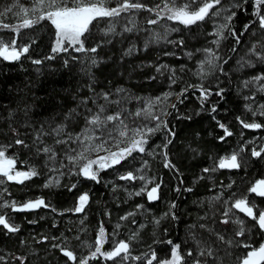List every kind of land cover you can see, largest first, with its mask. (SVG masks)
I'll return each instance as SVG.
<instances>
[{
    "label": "trees",
    "instance_id": "trees-1",
    "mask_svg": "<svg viewBox=\"0 0 264 264\" xmlns=\"http://www.w3.org/2000/svg\"><path fill=\"white\" fill-rule=\"evenodd\" d=\"M138 2L152 8L157 4L163 6L164 0ZM187 2L190 0H176L177 6ZM238 2L242 0H222L226 7ZM13 3L15 0H0V12ZM19 3L28 5L29 0H19ZM17 11L13 8L12 13L0 16V24L22 23L15 14ZM232 11L236 15L219 46L212 43L218 39L212 33L218 25L227 23L223 17L230 13L226 11L220 17L206 18L189 26L166 18L159 19L157 24H148V19L158 18L147 10L122 13L114 22L115 32L108 35L103 30L112 21L106 18L99 23L93 21L94 26L86 34L85 47H96L95 53H77L70 46L67 52L53 53L55 29L47 21L22 29L18 34L0 31V37L5 40L16 37L17 49L28 47V52L18 61L0 58V146H7L6 156L16 159V171L37 173L23 183L0 177L4 181L0 183V205L15 202L21 206L35 200L44 201V206L27 211L0 208V214L19 226L15 233H8L0 226V257L4 258L0 264H21L18 257L23 258V264H79L80 258L90 257L91 250L86 245L94 244L101 226L107 237L102 251L111 250L115 242L125 241L129 242L131 255L143 256L155 250L160 259L170 258L171 245L160 243L167 240L179 244L182 255L189 250L195 255L196 240L210 242L218 250L216 264H238L237 257L251 250L222 244L216 235L200 228L201 224L220 233L225 240L245 241L255 248L264 244V232L258 226L243 237H235L234 224L220 223L226 207L230 208L235 199L243 196L254 205L257 215L264 211V198L248 191L256 181L264 180V153L261 157L251 155L252 149L260 150L264 146V115H261L264 92L258 90L264 81L247 87L244 83L264 74V63L247 55L253 44L264 43V36L257 27L258 22L253 23L251 0L243 8ZM245 25H250L247 32ZM125 27L132 30L124 31ZM232 31L236 36L230 34ZM205 49H211L219 57L211 66L203 63L207 56ZM50 56L54 58L48 59ZM92 57L98 61L95 66L91 65ZM33 60L41 63L35 64ZM245 60L253 61L255 66H248ZM191 86H202L210 94L204 99L198 87ZM118 89L124 91L118 93ZM103 93H108L110 100L126 98L120 106L108 104L106 114L123 110V117H127L126 123L131 127L143 124L154 127L160 121L168 127H161L147 137L144 153L133 152L120 164L100 170L99 182H96L77 175L78 167L69 164L67 159L68 155H77L84 145L71 140L67 144L56 143L57 139L67 140V135H43L42 143L35 138L41 129L51 133L60 125L73 137L86 128H93L85 117L98 111L97 103H106L99 99ZM157 98L159 102L153 104L151 112L160 121L129 116L147 108ZM241 121L262 127L245 128ZM169 130L175 133L174 137L167 136ZM95 135L99 136L100 132ZM167 138L172 143L165 148ZM16 139L23 140L27 147L15 144ZM117 139L123 140L120 148L129 143L128 139ZM46 146L53 149L54 159H50L53 153L42 151ZM106 147L118 151L115 143ZM165 153L174 168L164 167ZM232 154H238L241 167L219 170V161ZM106 155L108 152L104 150L87 152L90 159ZM205 168L216 170L205 172ZM129 172L145 179H120ZM145 185L146 191L159 186L157 201H149L146 191L135 194ZM83 194L89 199L83 211L77 213L74 209ZM217 196L220 198L214 200ZM171 204L176 205L171 209L175 219L172 215L165 216ZM232 214L243 219L248 227L255 223L237 209H232ZM61 248L73 251L77 260L65 257ZM213 259L209 258V264ZM191 262L192 257L185 258V264ZM88 264H115V261L98 254ZM127 264H145V261L129 260Z\"/></svg>",
    "mask_w": 264,
    "mask_h": 264
},
{
    "label": "snow or ice",
    "instance_id": "snow-or-ice-1",
    "mask_svg": "<svg viewBox=\"0 0 264 264\" xmlns=\"http://www.w3.org/2000/svg\"><path fill=\"white\" fill-rule=\"evenodd\" d=\"M113 2H115L116 6L110 7L109 5H111ZM251 2L253 3V14L255 16L253 23L258 22L257 27L259 30H261V35L264 36V0H251ZM246 3H249V0H242V2L233 3L226 7L222 4V0H190V2L177 6L176 0H164L163 6L157 4L154 7L149 8L148 6L138 2V0H29L28 5H21L19 0H15V3L6 7L2 12H0V16H4L7 13H12L13 8H17L18 11L15 14L22 20V23L18 25H9L8 23L0 24V31L10 30L15 34H18L22 29L31 28L34 25L40 24L42 21H47L50 22V24L55 29V46L51 48L53 53L67 52L69 46L74 52L77 53H95L97 51L96 47H85V42L88 38L86 34L90 33V26H94L93 21L99 23L101 19L105 18L112 21V23H108V26L103 30L104 35H108L115 32L114 22L117 17H121L122 13L147 10L149 12L155 13L158 18L148 19V24H157L159 19L166 18L167 20L179 21V23L189 26L196 24L197 22L204 21L206 18L212 19L213 17H220L221 13L226 11L230 13L229 15L223 17L227 23L218 25L216 31L212 33L218 37V39L213 40L212 43L219 46L220 41L226 38L223 35L224 31L229 30L231 21L236 15L232 9H241ZM213 9L217 10L212 11ZM249 27L250 25H245L244 31L247 32ZM131 30L132 29L128 27L124 28V31ZM172 30L175 31V29ZM230 34L232 36H236L234 31L230 32ZM242 34L243 33H241V35ZM236 43H240L238 36L236 37ZM16 44L17 39L15 36L10 38V40H5L4 37H0V58H2L4 61L20 60L21 56L28 52V47L25 46L22 48V50H17ZM234 50L235 49H233V51ZM205 52L207 53V56L203 63L211 66L213 64V60L219 59V57L216 56V54L211 49H205ZM247 55L254 56L258 61L264 63V43L253 44ZM47 58L52 59L54 57L50 56ZM73 58L76 59V57ZM241 59L244 60L243 57ZM226 62L227 61H225V63ZM33 63L40 64L41 61L33 60ZM97 63V59L92 57L91 65L95 66ZM244 63H246L248 66H255L251 60H245ZM65 64H67V61H65ZM261 81H264V74L254 76L251 80H247L244 83L245 87H247L249 84L259 83ZM191 87H198V90L201 91V96L204 99H206L210 94L209 91L207 89H203L202 86ZM258 90L264 92V85H261ZM123 91V89L117 90L118 93ZM184 91H187V89ZM220 94L221 93H217V95ZM180 95H183V92L180 93ZM252 98L253 97H246V99ZM99 99H103L106 103L98 104L96 101H93V103H97L98 111L92 114L90 117H85L86 123L94 126L93 128H86L85 131L80 135L73 137L71 133H65L64 126L60 125L52 129L51 133H45L43 129H41L35 138L36 141H40L42 143L43 141L41 138L43 135H67V140L57 139L56 143L67 144L69 140H71L73 142L78 141L80 144L84 145L83 149L80 150L77 155H68L67 159L69 164H72L74 167H78L79 171L76 173L77 175H82L84 178L96 182H99L98 175L100 170L120 164L122 160L132 156L133 152L144 153L146 151L145 145L148 143L147 137H150L151 134L159 131L161 127L165 129L168 127L166 123L160 121V117L158 115H153L151 112V107L154 103L159 102V98H157V101L150 103L147 108L137 110L135 113H129V116H143L145 120L160 121L159 123H156L154 127H148L147 124L131 127L128 123H126L127 117H123V110L114 114H106L108 104H116L117 106H120L122 101L126 99L125 97H121L118 100H110L109 94L103 93L100 95ZM84 103H86V101H84ZM173 107H175V105H173ZM261 108H264V105H261ZM88 111L91 112L92 110L89 109ZM213 111H215L214 108ZM261 115H264V112H261ZM134 123L135 121H133V124ZM241 123L245 128L259 129L262 127V125L258 123H245L243 121H241ZM109 124H112L111 128L108 127ZM220 126L222 128L224 127L223 125ZM225 131L228 135H231L230 132H227V129H225ZM96 132H100V135L96 136ZM167 136L174 137L175 133L169 130ZM117 137L128 139L129 143L127 146L120 148L119 144L122 143L123 140H118ZM93 140H99L100 143L91 144L90 142ZM109 143H115L118 151H111L109 148H107L106 145ZM170 143H172V140L167 138V143H165L163 147L166 148ZM15 144L24 145L27 147L25 142L21 139H16ZM6 147L7 146H0V177H5L8 181L23 183L24 180L30 179L32 176L37 174L35 170L16 171V159L6 156ZM89 150L96 152L104 150L108 152V155L99 156L97 159H90L87 156V152ZM38 151H40V149H38ZM42 151L46 154L53 153V155L50 156V159H54V152L52 148L46 146L42 149ZM262 153H264V146H262L260 150H256L255 148L252 149L251 155L253 157H261ZM164 159L165 168H174V165H172L168 160L166 153L164 154ZM81 161L85 162L81 163ZM93 165L97 166L96 170L93 169ZM240 167L241 163L238 162V154H232L229 158H224L219 161V168L239 169ZM210 170L215 171L216 169H204L205 172ZM137 178L141 180L145 179V177L142 175L139 177L134 176L132 172L120 176L121 180L129 181ZM3 182V180H0V183ZM45 186L47 187L48 185ZM158 187L159 186L157 185L152 187L150 191H146L145 185V187L141 189V192H137L135 194L140 195L142 192L146 191L148 200L153 201L158 198L156 195ZM229 187H231V185H229ZM177 191H179V189H177ZM187 191H191V189H187ZM248 191L255 194L256 197L264 198V180L256 181ZM219 198L220 197L217 196L213 199L218 200ZM88 199L89 198L87 194L81 195L79 197V206L76 207L74 211L77 213L82 212ZM227 203L228 202L225 201V206H227ZM41 206H44L43 200L28 202L22 206H17V204L13 202L11 204L0 205V208L10 207L13 211H27L39 208ZM139 207H142V205ZM175 207V204H171L170 210L168 213H165V216L172 215L171 209H174ZM232 209H237L239 212L244 213L255 223L252 224L251 227L246 226L243 219L232 214ZM129 215L133 214L129 213ZM223 216L224 219H222L220 223L227 225L231 222L236 226L234 229L235 237H243L245 236L246 232L251 231V228L257 226L259 230L264 232V211H260L257 215L254 212V205L250 203L247 196L235 199L230 208L226 207V210L223 212ZM172 218L175 219L176 217L172 215ZM122 219H127V217H122ZM10 220V217L6 219L5 215L0 214V226H3V229H6L8 233L18 232L19 226L13 225ZM156 223H159V220H157ZM192 227L195 228L196 226L193 225ZM199 227L209 231L213 235H216L217 240L224 245L230 247L251 248V250L247 251L243 257H237L238 264H264V244H261L258 248H255L245 241L234 239L225 240L223 235L213 232L207 227V225L201 224ZM192 238L195 240V235H193ZM53 239L57 238L54 237ZM106 240V231L104 227L101 226L98 230V236L95 239L94 244L86 245V247L91 250L90 257L80 258L79 264H88L89 259H96L98 254L106 260L115 261V264H127L129 260H144L145 264H154V262L155 264H185L186 257H192L191 264H209V258H215L213 259L212 264H216V262L219 260V257L217 256L218 250L214 249L210 242L202 240H196L195 255L193 250H189L186 252V254L182 255L180 251L181 246L179 244H173L171 240L160 241V243H167L168 245H171L170 258L164 259L158 258L155 250H153L151 253H145L143 256H133L130 252L129 242L125 241L115 242L111 250L102 251ZM53 247H60V245L53 244ZM61 251L63 255L69 260H77V257L73 251L67 250L66 248H61ZM3 259V257H0V260ZM17 259H21V264H23V258L18 257Z\"/></svg>",
    "mask_w": 264,
    "mask_h": 264
},
{
    "label": "water",
    "instance_id": "water-1",
    "mask_svg": "<svg viewBox=\"0 0 264 264\" xmlns=\"http://www.w3.org/2000/svg\"><path fill=\"white\" fill-rule=\"evenodd\" d=\"M7 62H12V61H7ZM218 169L221 170V171H232V170H235V169H229V168H219L218 166ZM157 197H158V193H156ZM158 198L156 200H153L152 202H155L157 201Z\"/></svg>",
    "mask_w": 264,
    "mask_h": 264
},
{
    "label": "rangeland",
    "instance_id": "rangeland-1",
    "mask_svg": "<svg viewBox=\"0 0 264 264\" xmlns=\"http://www.w3.org/2000/svg\"><path fill=\"white\" fill-rule=\"evenodd\" d=\"M17 50H19V49H17ZM97 159V158H96ZM35 201H37V200H35ZM35 201H33V202H35ZM24 205V204H23ZM22 206V205H21ZM79 206V205H78Z\"/></svg>",
    "mask_w": 264,
    "mask_h": 264
}]
</instances>
